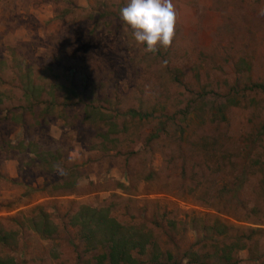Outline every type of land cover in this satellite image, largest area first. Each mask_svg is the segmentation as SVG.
<instances>
[{"label": "rangeland", "instance_id": "1", "mask_svg": "<svg viewBox=\"0 0 264 264\" xmlns=\"http://www.w3.org/2000/svg\"><path fill=\"white\" fill-rule=\"evenodd\" d=\"M127 2L0 0V259L95 264L103 209L138 264H264V0H173L155 53Z\"/></svg>", "mask_w": 264, "mask_h": 264}, {"label": "trees", "instance_id": "2", "mask_svg": "<svg viewBox=\"0 0 264 264\" xmlns=\"http://www.w3.org/2000/svg\"><path fill=\"white\" fill-rule=\"evenodd\" d=\"M128 115L132 118L140 119L146 117L136 112H129ZM30 116V114L25 113L23 122H28L26 120ZM38 126H41V119L38 121ZM88 212L85 218H82V228L83 230L86 228L84 239L91 249H96L98 245H102L106 249L105 253L96 258L95 264H138L133 253L144 254L149 245V236L142 234L139 230H134V228H126L119 225L103 209L98 211L88 209ZM93 224L95 228H93ZM90 226L92 229L89 228ZM43 228L45 233H48L47 223L44 224ZM34 229L37 230L38 225H34ZM5 237V235L2 237L3 244L8 239ZM0 264L10 263L9 260L0 259ZM234 264H237V262H234Z\"/></svg>", "mask_w": 264, "mask_h": 264}, {"label": "clouds", "instance_id": "3", "mask_svg": "<svg viewBox=\"0 0 264 264\" xmlns=\"http://www.w3.org/2000/svg\"><path fill=\"white\" fill-rule=\"evenodd\" d=\"M260 14L264 15V9ZM119 16L131 28L135 42L146 45V52L155 53L157 45L167 49L173 43L177 22L173 0H128ZM59 174H64L62 169Z\"/></svg>", "mask_w": 264, "mask_h": 264}, {"label": "crops", "instance_id": "4", "mask_svg": "<svg viewBox=\"0 0 264 264\" xmlns=\"http://www.w3.org/2000/svg\"><path fill=\"white\" fill-rule=\"evenodd\" d=\"M26 114L28 113V112H25ZM29 114V113H28ZM23 117V116H22ZM23 120V119H22ZM29 150V149H28ZM34 152L35 151H33V152H31L30 150L29 151H21L20 153L22 154H24V153H26V154H29V155H32L34 158H31V159H35L36 158V156L35 155H33L34 154ZM31 157V156H30ZM40 156H38V158H39ZM38 158H36V161H39L38 160ZM34 161V160H33ZM45 200H47V199H45Z\"/></svg>", "mask_w": 264, "mask_h": 264}]
</instances>
